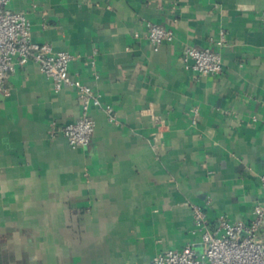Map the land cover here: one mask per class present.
<instances>
[{
    "label": "crops",
    "instance_id": "1",
    "mask_svg": "<svg viewBox=\"0 0 264 264\" xmlns=\"http://www.w3.org/2000/svg\"><path fill=\"white\" fill-rule=\"evenodd\" d=\"M32 39L74 55L69 70L114 107H93L90 143L61 128L81 114L35 62L0 91V264H154L264 200V0H11ZM176 36L154 50L146 23ZM222 32L225 41L220 40ZM140 34L138 38L136 34ZM186 46L215 47L196 76ZM198 122L194 125L193 119Z\"/></svg>",
    "mask_w": 264,
    "mask_h": 264
},
{
    "label": "built area",
    "instance_id": "2",
    "mask_svg": "<svg viewBox=\"0 0 264 264\" xmlns=\"http://www.w3.org/2000/svg\"><path fill=\"white\" fill-rule=\"evenodd\" d=\"M11 0H0V91L6 92L5 83L17 66L37 63L52 80L56 91L75 89L81 102V114L65 123L61 130L73 148L87 146L95 130L93 107H103L111 121L117 120L115 109L103 104L102 95L80 78L70 74L74 55L56 50L48 42L32 39L31 22L24 12L13 11ZM146 40L154 50L175 39V32L157 22L146 23ZM139 38L140 34H136ZM225 41L222 32L218 44ZM185 68L196 76H219L224 72L222 52L215 47L186 46L180 56ZM198 122L194 118L192 123ZM264 184V174L262 175ZM198 242L191 241L182 248H168L154 256V264H264V200L256 204L249 218L232 219L220 215L214 228L209 226L204 207L191 204Z\"/></svg>",
    "mask_w": 264,
    "mask_h": 264
}]
</instances>
